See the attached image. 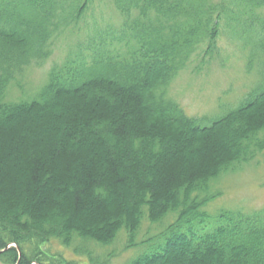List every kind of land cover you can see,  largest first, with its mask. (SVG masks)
<instances>
[{"label": "trees", "instance_id": "16d2710c", "mask_svg": "<svg viewBox=\"0 0 264 264\" xmlns=\"http://www.w3.org/2000/svg\"><path fill=\"white\" fill-rule=\"evenodd\" d=\"M92 2L0 0V264H72L53 242L107 264L85 244L124 230L133 248L144 217L171 212L163 241L129 264H264V210H202L215 180L264 150V0H112L117 28L77 41L34 98L7 101ZM223 35L263 76L207 123L170 90L195 56L220 55Z\"/></svg>", "mask_w": 264, "mask_h": 264}, {"label": "rangeland", "instance_id": "374dc122", "mask_svg": "<svg viewBox=\"0 0 264 264\" xmlns=\"http://www.w3.org/2000/svg\"><path fill=\"white\" fill-rule=\"evenodd\" d=\"M122 21L123 17L112 0H93L75 28L79 31H67L58 37L51 47V56L42 65L33 64L26 68L19 82L12 83L8 88L6 100L17 102L34 98L46 83L50 70L61 65L71 50L74 51L70 47L77 41H84L98 29L110 26L117 28ZM219 48L220 55L209 63L203 62L201 56H195L193 62L172 83L170 90V96L188 115L207 123L239 106L248 92L260 84L263 76L261 69L255 66L257 62L253 63V69H247L248 53L245 54L224 35L219 40ZM207 196L208 200L202 210L210 218L228 210L248 213L264 210V150L215 180ZM177 219L176 212L169 213L156 223L144 217L136 237L137 247L125 248V234H122L125 231L122 230L113 246L89 242L85 248L92 252L94 262L129 264L138 256L153 251V245L163 241H155L156 234L168 229ZM48 250L54 255H63L72 264H94L87 255L75 253L71 247L64 249L58 242L50 244ZM110 252H113V256L108 255Z\"/></svg>", "mask_w": 264, "mask_h": 264}]
</instances>
